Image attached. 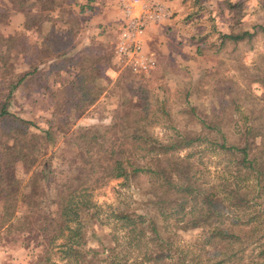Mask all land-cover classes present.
Masks as SVG:
<instances>
[{
	"label": "trees",
	"instance_id": "obj_1",
	"mask_svg": "<svg viewBox=\"0 0 264 264\" xmlns=\"http://www.w3.org/2000/svg\"><path fill=\"white\" fill-rule=\"evenodd\" d=\"M23 16L30 18L28 14ZM32 18L27 25L25 19L22 29H30V23L36 22V16ZM252 37L248 32L220 36L222 45ZM23 41L0 36V71L5 76L13 70L14 54L28 53ZM40 45L32 54L51 60L50 72L69 74V80L56 81L59 91L53 92L52 98L59 101L64 95V105L71 104L72 108L94 103V74L98 70L67 59L69 42L55 31L44 35ZM65 62H73L77 71L70 73V66L59 69ZM89 70L93 72L90 76ZM40 73L33 67L32 72L11 81L0 103V125L4 127L0 137V234H17L25 248L31 246L34 264H59L52 253L58 255L60 264H264V108L257 113L242 112L238 103L244 102L243 97L229 92L219 99L222 113L212 112L211 118L200 119L199 132H177L167 142L157 141L150 134L155 122L147 116V105L137 112L125 109L118 115L119 125L80 131L75 140L84 156L72 162L70 175L56 188V197L48 201L43 182L51 171L47 164L37 167L40 150L33 139L25 140L26 126L32 124L7 109L13 92L27 78ZM261 75L263 79L254 83L264 86ZM73 96H78L76 105ZM226 122L239 124L229 133ZM119 132L125 133L122 139ZM205 140L225 156L214 183L201 171L197 152L177 158L171 155L199 149ZM17 162L30 171L35 167L28 180L30 192L21 197L13 184ZM142 175L149 176L157 185L156 192L161 193H156L155 199L145 196L135 210L113 211L102 219L95 192L108 181L127 182ZM166 195L172 197L166 199ZM19 202L26 206L27 213L17 217ZM169 217L179 219L169 225L164 221ZM105 220H112L111 238L108 242L98 238L93 247L88 242L89 224L110 226ZM197 229L201 234L194 242L178 240V232Z\"/></svg>",
	"mask_w": 264,
	"mask_h": 264
},
{
	"label": "rangeland",
	"instance_id": "obj_2",
	"mask_svg": "<svg viewBox=\"0 0 264 264\" xmlns=\"http://www.w3.org/2000/svg\"><path fill=\"white\" fill-rule=\"evenodd\" d=\"M89 1L92 0H0V36L24 40L29 47L26 55L14 54L9 76L0 71V103L11 81L32 72L33 67L43 73L27 78L13 92L7 109L32 124L26 126L25 140L33 139L40 150L37 167L47 164L51 171L43 182L48 201L56 197V188L70 175L72 162L84 156L75 140L80 131L119 125L118 115L125 109L137 112L147 105V116L155 122L150 134L157 141L167 142L177 132H199L200 119L210 117L212 112L220 115L219 99L229 92L234 93V97H243L244 102L238 103L242 112L252 110L257 113L264 108V101H260L264 98V86L254 83L256 79H263L261 74H264V0H151L162 4L170 18L143 30L139 54L122 61L114 54L120 23L116 28H109L116 29L113 31L97 26L91 17L93 8L101 6V2L93 0L89 4ZM85 6L91 9L87 15H84ZM106 6L112 12L117 10L114 5ZM26 14L30 18H24ZM32 15L36 16V22L30 23V29H22L25 19L27 25L33 19ZM50 31L69 42L67 59H74L79 66L98 70L94 74L93 95L97 98L94 103L72 108L71 104L64 105L67 99L62 93L59 101L52 98V93L59 91L56 81L69 80V74L50 72L51 60L37 59L32 54L41 47L44 35ZM244 32L253 34V37L221 44V35H241ZM149 58L155 62L151 70L138 68L142 60ZM67 66L73 68L70 73L77 71L74 72L73 62L61 64L59 69L66 70ZM88 73L90 76L93 72L89 70ZM75 97L78 96L72 98L75 99L74 105L78 101ZM232 123L224 124L230 126L229 133L239 124ZM1 128L4 127L0 125V137ZM124 134L119 132V137L122 139ZM205 141L199 149L195 147L171 155L177 158L197 152L195 157L202 163L201 171L204 170L206 180L214 183L225 156L216 153ZM255 143H259V138ZM34 169L28 170L22 162L15 164L13 184L18 197L29 194L28 180ZM156 186L146 175L130 178L127 182L122 179L108 181L94 194L95 202L102 209L101 218L106 219L113 211L135 210L145 196L155 199V194L161 193L156 192ZM164 197L170 199L172 196ZM26 213V206L19 202L16 216ZM176 219L179 217L164 221L172 225ZM158 220L163 222V218ZM105 223L110 226L89 224L87 233L91 246H96L98 238L103 242L111 238L112 220H105ZM200 234L198 229L178 232V240L191 243ZM51 257L62 263L58 261V255L52 253ZM34 259L32 247L25 248L17 234H0V264H34Z\"/></svg>",
	"mask_w": 264,
	"mask_h": 264
},
{
	"label": "built area",
	"instance_id": "obj_3",
	"mask_svg": "<svg viewBox=\"0 0 264 264\" xmlns=\"http://www.w3.org/2000/svg\"><path fill=\"white\" fill-rule=\"evenodd\" d=\"M105 5H114L120 13V32L114 49L119 61L139 54V42L143 30L158 25L170 18L168 10L151 0H101ZM155 65L152 58L142 60L138 68L151 70Z\"/></svg>",
	"mask_w": 264,
	"mask_h": 264
},
{
	"label": "crops",
	"instance_id": "obj_4",
	"mask_svg": "<svg viewBox=\"0 0 264 264\" xmlns=\"http://www.w3.org/2000/svg\"><path fill=\"white\" fill-rule=\"evenodd\" d=\"M99 1L101 2V6H99L100 9L99 7L93 8L94 14L92 15L93 18L91 17V19H93L94 23L97 24V26H100L105 31H107V29L110 31L116 30V29H109V28L118 27L117 25L120 23L122 19L120 13L118 12V10H116L117 12L116 11L112 12L110 7L104 5L106 4L105 2H102L101 0ZM87 3L89 4L93 3V0ZM93 6H96V5H93ZM83 9H84V15H87L91 11L89 6H85L83 7ZM97 38L100 39L101 37L98 36Z\"/></svg>",
	"mask_w": 264,
	"mask_h": 264
}]
</instances>
